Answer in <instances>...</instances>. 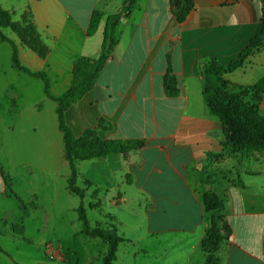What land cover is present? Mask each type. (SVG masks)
<instances>
[{
	"label": "crops",
	"instance_id": "obj_1",
	"mask_svg": "<svg viewBox=\"0 0 264 264\" xmlns=\"http://www.w3.org/2000/svg\"><path fill=\"white\" fill-rule=\"evenodd\" d=\"M179 1L0 0V6L14 21L31 11L50 50L46 59L10 28L4 33L17 44L24 66L49 75L54 97L70 88L76 60L100 56L107 18L118 17L117 43L93 89L66 111V122L76 136L97 128L106 140L144 142L126 155L75 163L85 195L97 190L102 198L114 191L123 195V205L127 188V229L138 228L127 231V248L136 241L156 243L154 250L141 248L140 264H209L202 250L209 228L206 193L221 197L232 231L218 252L220 264H264V153L232 155L227 127L207 104L209 81L201 73L205 59L227 66L255 44L224 78L240 87L264 79V0H192L182 22L175 12ZM97 11L105 15L89 35ZM44 88L42 79L13 69L12 46L0 38V219L6 226L23 219L16 209L26 214L29 208L15 188L18 174L5 173L3 138L13 156L35 161L38 173L28 175L30 208L40 192L51 191L53 178L67 184L71 174L57 104ZM253 92L264 115V92ZM100 120L111 129H99ZM1 235L0 264H19L9 249L33 243L9 234L5 245Z\"/></svg>",
	"mask_w": 264,
	"mask_h": 264
},
{
	"label": "trees",
	"instance_id": "obj_2",
	"mask_svg": "<svg viewBox=\"0 0 264 264\" xmlns=\"http://www.w3.org/2000/svg\"><path fill=\"white\" fill-rule=\"evenodd\" d=\"M191 7L192 0H182L177 3L175 12L180 22L186 19ZM104 15L105 13L101 11L93 13L88 27L89 35H92L97 31ZM118 20L117 16H109L107 18L100 56L97 59L79 58L76 60L73 65V77L70 88L61 96L54 97L51 95L50 91L51 80L49 75L43 71H31L29 68L24 66L19 58V49L17 44L4 33L5 28H10L11 31L16 34L22 45L34 51L40 58L46 59L50 50L35 25L31 11L25 12L19 20L14 21L12 13L0 6V38L4 41H8L12 46L13 69L32 77L42 79L45 85L44 89L46 95L57 104L56 113L59 122V129L63 133L64 138V155L71 166V174L67 180V188L71 193L77 195L81 199L84 198L86 189L80 188L77 185L78 172L75 166L77 161L93 160L113 154L126 155L132 150L144 145L142 140L103 139L100 137L97 128L87 129L82 135L76 136L66 122V111L72 105L81 100L87 92L93 89L102 67L113 51L118 40ZM255 48V44L251 45V47L247 48L240 55L237 61L227 66L219 65L214 58H208L202 62L201 73L209 81L205 90L207 104L212 112L217 115L227 127L228 140L230 145L233 146L231 150L233 153L232 155L253 152L258 148L256 146V142L251 141L250 138H246L243 133L250 131V133H252V138L255 134H264V115L259 112L256 105H252L251 107L242 105L241 109L243 110V113L240 115L236 111V114H239V119L242 120V122H248L249 118H252L253 121L257 122V124L247 123V125H239L236 127L225 124L223 113L216 107L215 104H213L212 101L209 100V96L207 98V95L211 93L208 89V85H218L221 82H228L225 80L224 75L233 72L235 69L240 67ZM249 87L256 93L264 92V79ZM111 127L112 126L109 122L104 120L99 121V129L110 130ZM233 131H237L242 134L238 137L233 134ZM97 193L98 191L95 190L93 195L96 196ZM202 200L205 206L206 220L209 221V223L211 222V226L206 232L205 240L202 242V250L206 254L209 264H218L219 259L217 255L209 251L207 247L211 246L213 249H217V246L223 241L225 242L231 238L232 231L230 225L223 216L224 209L221 197L217 194L206 193L203 195ZM78 216L82 223L81 232L83 234H87L92 238H99L107 243L108 247L102 257V264H114L121 237L116 231L100 227L91 229L90 222L87 218V213L83 205H80L78 208ZM6 222L7 221L0 219V225H7L8 223ZM11 227L13 229L15 227L14 224H11ZM12 231H14V229ZM21 235V233L14 232L13 237L18 238Z\"/></svg>",
	"mask_w": 264,
	"mask_h": 264
},
{
	"label": "rangeland",
	"instance_id": "obj_3",
	"mask_svg": "<svg viewBox=\"0 0 264 264\" xmlns=\"http://www.w3.org/2000/svg\"><path fill=\"white\" fill-rule=\"evenodd\" d=\"M208 89L211 93L207 95V98L209 96V100L223 113L225 124L232 127L247 125V123L257 124L252 118H249L248 122H242L238 117L243 113L242 105L248 107L256 105L257 95L249 86L240 87L228 81L218 85L210 84ZM233 134L239 137L242 133L233 131ZM243 134L256 142L258 147L256 150L260 154L264 153L263 133L255 134L253 138L250 131ZM2 147V164L5 173L18 174V179L14 181V184H17L15 188L23 194V199L29 208L26 214L22 210H15V216L18 214L23 219L20 222L10 223L14 224V231H11L13 230L11 226L0 225L2 244L11 243L9 234L13 235L14 232L21 233V237L33 243L32 246H25L18 242L14 245L12 243L13 246L9 250L19 264H102V257L108 245L99 238H92L81 232L82 223L78 216L80 205H83L86 210L91 229L100 227L116 231L121 237L114 264H140L141 248L147 245L152 250L155 249L156 243L148 241L145 244L136 241L133 246L127 248V231L134 233L138 230L134 226L127 229V188L123 191L125 203L120 205L124 198L122 194L116 195V192L112 191L99 198L98 193L94 196L91 192L81 199L67 189V184L63 180L53 178L51 191H46L45 194L40 192L36 207L30 208L29 202L33 200V197L28 192L31 188L28 175L38 173L33 167L35 161L32 157L21 160L18 156H13L12 149L4 138ZM223 216L225 218L224 212ZM207 222L210 228L211 222ZM229 240L223 241L217 249L207 247L209 251L217 255L218 264L221 262L218 252Z\"/></svg>",
	"mask_w": 264,
	"mask_h": 264
},
{
	"label": "built area",
	"instance_id": "obj_4",
	"mask_svg": "<svg viewBox=\"0 0 264 264\" xmlns=\"http://www.w3.org/2000/svg\"><path fill=\"white\" fill-rule=\"evenodd\" d=\"M216 1L226 2V3H231V2H233L234 0H216Z\"/></svg>",
	"mask_w": 264,
	"mask_h": 264
}]
</instances>
